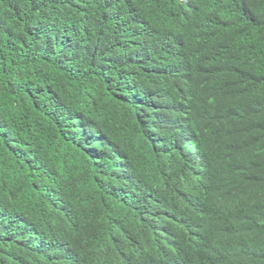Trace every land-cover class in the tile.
Masks as SVG:
<instances>
[{"label":"trees","instance_id":"obj_1","mask_svg":"<svg viewBox=\"0 0 264 264\" xmlns=\"http://www.w3.org/2000/svg\"><path fill=\"white\" fill-rule=\"evenodd\" d=\"M0 264H264V0H0Z\"/></svg>","mask_w":264,"mask_h":264}]
</instances>
